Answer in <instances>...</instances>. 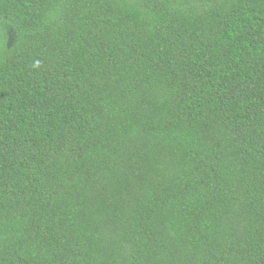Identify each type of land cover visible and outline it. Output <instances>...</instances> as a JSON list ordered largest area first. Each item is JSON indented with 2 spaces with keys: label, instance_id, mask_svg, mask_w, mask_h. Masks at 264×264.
Returning <instances> with one entry per match:
<instances>
[{
  "label": "trees",
  "instance_id": "trees-1",
  "mask_svg": "<svg viewBox=\"0 0 264 264\" xmlns=\"http://www.w3.org/2000/svg\"><path fill=\"white\" fill-rule=\"evenodd\" d=\"M0 264H264V0H0Z\"/></svg>",
  "mask_w": 264,
  "mask_h": 264
},
{
  "label": "clouds",
  "instance_id": "clouds-1",
  "mask_svg": "<svg viewBox=\"0 0 264 264\" xmlns=\"http://www.w3.org/2000/svg\"><path fill=\"white\" fill-rule=\"evenodd\" d=\"M36 64L38 65L39 64V61H37Z\"/></svg>",
  "mask_w": 264,
  "mask_h": 264
}]
</instances>
